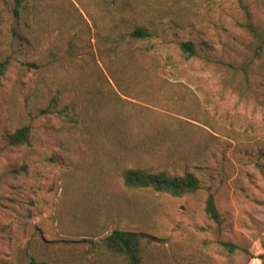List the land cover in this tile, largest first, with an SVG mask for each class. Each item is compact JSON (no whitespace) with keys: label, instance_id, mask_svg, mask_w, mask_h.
<instances>
[{"label":"rangeland","instance_id":"rangeland-1","mask_svg":"<svg viewBox=\"0 0 264 264\" xmlns=\"http://www.w3.org/2000/svg\"><path fill=\"white\" fill-rule=\"evenodd\" d=\"M15 8L0 0V60L11 63L0 87V264H25L29 253L96 264L116 229L144 234L146 264H264V0ZM137 27L153 37L131 40ZM183 42L196 57L182 54ZM25 126L31 147L10 146ZM158 129L200 160L149 159L138 144ZM121 134L141 166L187 169L202 189L185 198L128 190L134 161ZM211 194L220 226L205 214Z\"/></svg>","mask_w":264,"mask_h":264},{"label":"trees","instance_id":"trees-1","mask_svg":"<svg viewBox=\"0 0 264 264\" xmlns=\"http://www.w3.org/2000/svg\"><path fill=\"white\" fill-rule=\"evenodd\" d=\"M22 0H16V8L14 9L15 16H19ZM2 24V16L0 12V28ZM249 27L256 33L254 25L249 23ZM258 32V31H257ZM130 39L136 42L149 40L153 37V33L144 27H137L130 35ZM261 41L264 43V39ZM182 54L191 59L197 56V49L191 42H183L180 44ZM10 59L5 58L0 60V87L2 81L6 77L10 68ZM115 127V126H114ZM151 137L138 146L144 148L143 154L149 155V159H153L161 153L169 155L167 160L180 162L182 165L188 166L198 162L201 158V153L198 151L191 153L186 149L179 148L175 143H171V139L164 137L166 132L158 129ZM123 135L121 134V137ZM122 137L118 144L125 145L124 156L126 158H133L132 168L126 170L123 174L124 185L128 190L138 192H152L157 194H165L174 198H185L196 195L202 189V182L199 177L187 169L184 170L182 175H172L164 169H155L152 165L141 166L144 162L136 157V149L128 147L130 144L126 143ZM33 142V132L30 126H25L18 129L13 135L9 137V144L14 148L31 147ZM169 143V144H168ZM148 146V149L147 147ZM166 147V149H164ZM142 148V149H143ZM199 149V148H198ZM139 153V152H138ZM180 153H186L180 156ZM194 155V157H193ZM138 156V155H137ZM197 160V161H195ZM175 167V165L169 166ZM26 170V167H23ZM205 214L209 221L220 226L222 224L220 213L217 209L216 199L214 195H209L205 203ZM144 234L131 231H123L116 229L107 238L102 241L103 258L96 264H146L145 253L143 246ZM229 255L236 253L238 247L231 243H223ZM30 250V248H29ZM25 264H51L46 260H37L35 256H31ZM63 264H70L66 262ZM90 264H95L91 262Z\"/></svg>","mask_w":264,"mask_h":264}]
</instances>
